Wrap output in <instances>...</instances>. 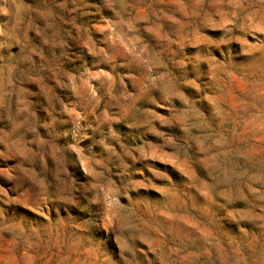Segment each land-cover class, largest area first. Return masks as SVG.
Returning <instances> with one entry per match:
<instances>
[{
  "label": "rangeland",
  "instance_id": "1",
  "mask_svg": "<svg viewBox=\"0 0 264 264\" xmlns=\"http://www.w3.org/2000/svg\"><path fill=\"white\" fill-rule=\"evenodd\" d=\"M95 1L66 72V0H0V264H264V0Z\"/></svg>",
  "mask_w": 264,
  "mask_h": 264
},
{
  "label": "trees",
  "instance_id": "2",
  "mask_svg": "<svg viewBox=\"0 0 264 264\" xmlns=\"http://www.w3.org/2000/svg\"><path fill=\"white\" fill-rule=\"evenodd\" d=\"M96 3L95 0H66L65 6L61 9H55L54 14L58 17L60 23L63 26V29L68 32L67 36V43L66 49L64 50L63 56L57 60L60 68L66 70V72L74 71L71 69V66L78 62L81 58L77 57L75 54L76 47L75 41L71 40L74 39L76 34V27L75 24L81 23L82 28L89 29L94 21L92 18L95 17L92 10L88 7V5ZM82 56H85L84 60V67L95 66L97 67L98 59L92 57L91 55L86 56V49H82L81 51ZM101 62L100 66H103ZM57 68V66H55ZM59 94H63L62 90L58 91ZM58 92L55 91L54 93V101H56V97ZM66 94V93H65ZM65 97V95H64ZM49 107L44 102L43 98L41 103L39 102L38 105L33 107L32 111V123L35 125L36 129L43 130L44 121L48 123L50 117H54V114H48L45 117V110H48ZM53 128L55 131H62L65 127L62 124H58L56 122L53 123ZM176 141L182 142L179 138H175ZM115 161H111L109 163L110 171L115 170ZM66 172L68 183L64 190V197L68 198L69 201H65V204L62 206V209H66L72 214H77L80 216V220H91L95 214V205L88 202V195H86V191L89 184V178L83 177V172L79 168V163H75L72 157L69 155L67 156L66 160ZM129 172V171H127Z\"/></svg>",
  "mask_w": 264,
  "mask_h": 264
},
{
  "label": "water",
  "instance_id": "3",
  "mask_svg": "<svg viewBox=\"0 0 264 264\" xmlns=\"http://www.w3.org/2000/svg\"><path fill=\"white\" fill-rule=\"evenodd\" d=\"M70 144L71 142H67ZM68 155H70L75 163H78V158L76 152H74L72 149H68Z\"/></svg>",
  "mask_w": 264,
  "mask_h": 264
}]
</instances>
